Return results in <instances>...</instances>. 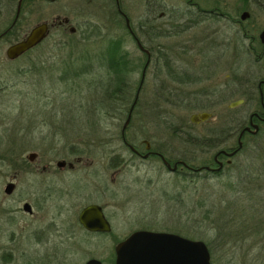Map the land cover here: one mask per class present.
<instances>
[{
    "label": "rangeland",
    "instance_id": "374dc122",
    "mask_svg": "<svg viewBox=\"0 0 264 264\" xmlns=\"http://www.w3.org/2000/svg\"><path fill=\"white\" fill-rule=\"evenodd\" d=\"M219 1L221 4L216 0H191L204 10L217 8L218 12L237 20L242 12L249 13L250 18L244 21V25L251 28L250 35L256 38L264 30V0ZM3 2L0 31L12 22L17 0ZM119 2L128 26L130 23L145 47H154L155 58H160L163 47H169L177 59L180 56L185 58L184 63L187 62L194 71L201 69L212 58L213 72L207 86L204 83L183 87L172 83L168 87L177 89L174 90L175 96H162L164 83L153 81L154 64L150 65L134 115L125 130L127 143L144 152L143 142L146 141L166 159L172 162L182 160L192 168L211 165L216 151L236 145V139L226 141L221 136L232 117L228 105L241 96L235 94L233 101L225 99L220 104L209 106L205 98L197 101V97L189 93L204 89L211 91L209 89L213 87L225 90L223 80L229 67L235 91L240 88L239 84H249L247 79L253 86L249 99L236 108L234 117L243 112L247 118L255 109L260 111L257 84L258 76H264V73L253 65L251 56L243 53L248 41L242 43L233 34L228 48L222 46L225 49L205 54L204 45L213 37H221L222 42L228 39L230 28L226 20L203 16L200 24H193L196 22V9L188 5L187 0ZM114 3V0H25L19 26L9 36L8 42L0 43V157H15L21 154L22 147H26L22 158L26 160L30 152H35L36 162L41 164L51 163L54 166L59 161L75 164L77 159H81L80 166L75 164L79 170L63 177L65 185L73 186L70 187L74 195L43 203L42 209V214L47 217L45 220L56 216L53 220H56L62 236L63 230L73 221L75 236L74 244L69 247L71 258L68 251L57 243L58 239L53 243L55 235L46 233L49 241L44 243L43 239L41 250L44 252L51 248V252L57 253V259L33 262L85 264L89 259H105L106 255L112 254L116 243L134 231L146 230L173 233L211 244L210 248L207 247L213 264H243V258H246L247 264H252V259L255 260L253 250L256 249L246 256L245 252L253 243L258 249L264 243L252 235L247 241L234 238L235 244L229 242L223 247L225 235L235 229H228L226 224V218L232 213L223 217L221 212L232 203L234 208L247 205L250 197L255 207L262 205L264 213V124L260 125L255 136L246 138L243 150L229 164L226 163L227 158H222L220 173H193L182 167L177 169L178 172H171L157 158L144 160L134 156L120 137L126 115L120 117L117 111L107 112L104 109L94 115L89 112L93 105L99 107L104 104L98 94L102 90L99 77L105 74L101 61L97 60L110 42L119 46V52L128 53L135 66L130 74L135 88L145 61L128 34L124 20L117 14ZM152 18L155 28L164 32L168 25L177 26L184 21L187 26L193 25L188 28L185 25L184 33L160 37L149 44L139 26L147 25V20ZM63 20H67L68 24L57 28V23ZM41 23L53 25L46 41L26 55L8 60L5 56L7 47ZM70 28L75 29L74 34L70 33ZM183 28L176 27L175 31ZM254 45L257 46V42ZM261 65H264L263 61ZM176 66L184 65L177 63ZM84 68L85 72L89 70L93 73L75 78V70L82 72L80 70ZM245 89L250 91L248 87ZM202 112L211 114V117L203 123L190 121L191 115ZM219 131L221 134H218ZM216 144L217 147L214 146ZM114 155L120 159V169L116 174L104 167ZM5 164L0 166V171ZM212 167L217 169V166ZM2 182L0 178V186ZM102 184L109 186V193L96 195L94 185L101 187ZM249 189L254 192L253 195H248ZM92 203L105 207L112 232L89 235L87 244L82 246L78 241L77 216L85 205ZM207 211L211 213L207 215ZM251 213L252 209L247 210V217ZM246 215L243 217L245 221H239L236 228L248 223ZM42 225L44 228V222ZM261 250V261L253 264H264V248ZM61 259L64 261L58 262Z\"/></svg>",
    "mask_w": 264,
    "mask_h": 264
},
{
    "label": "flooded vegetation",
    "instance_id": "af4514ba",
    "mask_svg": "<svg viewBox=\"0 0 264 264\" xmlns=\"http://www.w3.org/2000/svg\"><path fill=\"white\" fill-rule=\"evenodd\" d=\"M3 1L4 0H0V15L1 16L3 15V13L1 12V8L5 6V3ZM23 2L21 5V8L23 6ZM114 2H115L114 5H115V10L117 14L124 20V23H125V18L122 16V14L123 15L125 14L120 8L119 0H114ZM216 2L218 4H221L219 0H216ZM17 3H18V0H17ZM187 4L193 7L194 9H196V14H195L196 22L193 24H198L199 22H202L203 16H213V17H216V19L218 18L220 20H226L227 26L228 28H230V35L228 37L229 40L226 39V41L222 42V39L221 41L219 39L221 37H217V38L213 37L211 41H208L207 43H205L204 45L205 54L211 53L217 49L223 50L224 47L228 48V45H230L229 43L232 40L233 34H235V36L238 39H240L242 43L244 41H248V44L246 46L244 45L245 47H243L242 51L244 54L251 56L253 58V65L255 66L257 65L260 73H264V65L263 66L261 65V62L262 61L264 62V44L260 40V35L261 33L264 32V30H261L258 33L257 38L254 35H250V32L252 31L251 28L249 29L248 26L244 25V21H247L250 18L249 13L242 12L241 15L239 16V19L237 20V19L229 18L228 15L222 12H218L217 8L207 11V10L202 9L198 3H192L191 0H187ZM21 8H20V11L17 13V4H16V11H15V15H14L12 22L4 30L0 31V43L8 42L9 36L19 26ZM243 13L248 14V17L246 19L241 18ZM153 21H154L153 18L148 19L147 25L139 26V30H141V32L145 34L149 44L150 43L153 44L155 39L157 40L158 38H160V37H157L159 34H161V37H166L171 34H180L182 32L184 33V31L186 30L185 27L187 26L186 21H184L183 23H180L181 25L177 24V26L168 25L167 30H165L164 32V30H158L157 28H155ZM67 24H68V21L63 20L62 23L61 22L57 23V28H60V27L64 28L65 25ZM191 25H188L187 28L190 27ZM47 26H48L47 36L45 37V39H43V41H41V43H39L33 49L39 47L48 38L50 27H52L53 25L47 24ZM129 26L130 28L127 27V24L125 23V27H126L128 34L131 36V38L133 39V41L135 42L137 46L136 40L139 42L140 40L136 36L135 32L132 30L130 23H129ZM176 27H180V28L184 27V28L182 30L175 31ZM69 31L71 34L75 33V29L73 28H70ZM28 33L22 39H24L28 35ZM255 42H257V46L254 45ZM140 44L142 46V49L140 50L138 46L137 48L144 56L145 61L141 69V77L138 81V85L135 88L133 100L128 108L127 115L130 111V108L133 106L129 123L132 119V113L135 111V108L137 106L138 88L140 87V90H139V93H140L143 83L146 78L147 69L149 68L150 65L154 64V70L162 72L161 79L164 83V89H163L164 93L162 96H164V94H166V96H175L174 90H177V89L176 88L169 89L170 87L169 85L172 83L178 86L181 85L183 87H188V86H193V85L195 86V85L204 84V83L206 85L208 82L211 81L213 77V72L211 71L212 58H209L207 64H204V66H202L201 69L197 68L198 70L194 71L192 67L191 68L189 67L187 62L184 63L185 58H181L180 56L179 59H177V57L175 56L176 54L170 51L169 47H163V52L161 55L162 67L157 68L155 64H157V61L159 59H158V56L156 58L154 57V47L152 45L145 47L141 42ZM33 49L25 52L20 57L31 52ZM124 54L127 56V59L129 61L128 62L129 68L133 69V65L131 63L132 61L130 60L128 53L126 52ZM182 54L183 55L186 54L185 50L182 51ZM205 57H208V56H205ZM88 60H89V57H88ZM10 61H13V60H10ZM177 63L178 65L183 64L184 66H176ZM118 69L120 70V66ZM228 69H229V72L225 74V79L223 80L225 82L224 83L225 90L223 89L219 90L213 87L212 89H209V90L215 91L214 93L216 94H213V92L211 91H206L207 89L197 90L195 92L189 93V95H193L197 97V98L194 97L195 100L197 101L201 100V97L205 98L204 101H206L207 105L209 106L220 104L225 99L226 100L231 99V101H233L232 99H234L235 94H239L241 96L240 98H236L238 100L231 102L228 105V108L231 110L230 113H232L231 114L232 117L229 119L227 123L224 135L221 136L222 138L226 139V141L236 139V142H235L236 145L234 147L219 149L218 151H216L212 159L213 160L212 164L201 167V168L209 167L211 169L210 170L203 169L201 171H208L211 173H217L221 171V169L223 168L222 158H227L226 163L229 164L230 160L243 150L246 138H248L249 136H255L260 130V125L264 124V76H258V84H257V91L259 95L261 110L259 111L255 109L254 111L251 112V114L247 118L245 117V113L243 112H241L239 116L234 117V113L237 112L236 108H238L242 104H245V101L249 99V96L252 93L250 89L253 88V86L251 85L250 81L247 79V82L249 84H246V83H243V85L239 84L240 88L237 89L238 91L237 90L235 91L233 74H231L232 73L231 68L227 67V70ZM143 71H144V74H143ZM142 74H143V77H142ZM158 79L159 78L154 76L153 81L157 83ZM141 81H142V84L140 85ZM246 87H248L250 91L245 89ZM0 89L2 88L0 87ZM217 90L219 91L218 93L216 92ZM136 96H137V99H136ZM238 102L240 103L237 104L236 106L231 107L232 104L238 103ZM127 115H126V118H127ZM220 131L218 132V134L220 133ZM120 137H121V134H120ZM121 140H122V137H121ZM143 143L145 146L144 152L139 151L135 146L131 145L134 151H131V150L130 151L134 156L144 159V160L148 158H157L161 162H162L161 157H163L169 163L171 167H173V165L176 164L177 162L182 161V160H177V161L171 162L170 160L166 159L162 153H160L157 150L152 149V147L150 146L148 142L147 144L145 143V141ZM146 147H149V149L146 150ZM25 149L26 147H22L21 150L23 151L21 152V154L16 155L15 157H12V158L0 157V166L6 163L5 168L0 171V178L3 180L2 185L0 186V264H41L36 261L33 262V260H44L45 259V260L51 261L53 259H57V255H55L57 253L51 252L50 251L52 250L51 248L45 249L44 252L41 250L43 239L45 241L44 243L48 242L49 240L46 239V236H48V234L50 233H53L55 235V242L53 243H56V239H58L57 243L60 244L61 247H64V250L68 251L70 258H71L69 247H72V245L74 244V236H75L74 229H73V226H74L73 221H71L69 227L67 226V228L63 230L64 236H62L61 230L59 229L56 220L55 221L53 220V217L56 218V216H52L51 219L45 220L47 217H45L42 214V209H43V203L52 201L54 199L61 200L64 196L67 197V196L74 195V190L70 187L72 185L68 183L65 185L63 177L65 175H68V173L70 172L72 173L75 170H79L77 169L75 164H78L80 166L81 159L80 158L77 159V162L75 164H72V163L66 164L63 161H59V162H63V165L61 166L58 165V162H56L54 166L51 163L41 164L39 162H36L37 154L35 152H30L28 156L26 157V160L23 159L22 153L26 152ZM221 151H225L227 154L232 153L234 151H237V152L233 156L229 157L228 155L219 154V152ZM145 155L147 156L144 157ZM110 161L111 162L108 163L107 166L104 165V167L114 170L113 173L116 174V172H118V170L120 169L119 167H117L120 163L119 156L114 155ZM220 164H221L220 169L218 171H213L215 170V168L212 166L214 165V166H217L216 168H218ZM89 165H91V163ZM179 167L185 168L182 165L178 164L177 168L173 172H178L177 169ZM185 169L195 173L196 171H194V169H199V168L190 167V168H185ZM43 177L45 178L43 179ZM47 177H49V179H46ZM108 187L109 186H107V184L105 185L102 184L101 187L94 185L93 192L96 193V195L104 196L106 195V193H109ZM115 192L117 193V190L114 191L113 196L116 195ZM91 205H96L101 208L103 216L105 217L106 221L109 223L108 232H92V231L85 229L79 223V216L82 210ZM60 211L62 212V210ZM43 222L45 224L44 228L42 225ZM77 226H78V231L80 232V234L77 233L78 241H81L82 246L87 244L86 238L89 235H105V234H110L112 232L111 224L105 214V207L100 206L95 203L87 204L80 210L77 216ZM46 233L48 234L45 235ZM122 241H119L118 243H116L112 254L106 255L107 261H105L106 258L100 259L98 261L101 264H115V260H116L115 247ZM62 257L63 256L61 255V258ZM63 261L64 260L62 259L58 260V262H61V263ZM88 261H86V263Z\"/></svg>",
    "mask_w": 264,
    "mask_h": 264
},
{
    "label": "water",
    "instance_id": "95a60500",
    "mask_svg": "<svg viewBox=\"0 0 264 264\" xmlns=\"http://www.w3.org/2000/svg\"><path fill=\"white\" fill-rule=\"evenodd\" d=\"M24 0H18L17 3V13L20 11L22 2ZM118 4V3H117ZM125 23L128 26V20L125 15ZM248 17L247 13H243L242 19ZM48 34V26L46 23H41L33 27L28 35L16 42L11 44L5 52L6 58L9 60H14L23 55L25 52L36 47ZM260 40L264 44V32L260 35ZM137 46L141 50L142 46L139 41H137ZM147 53V52H146ZM146 67V66H145ZM144 67V68H145ZM144 74V71H143ZM142 74V77H143ZM143 81V80H142ZM142 81L140 85L142 84ZM140 87L138 88L139 93ZM137 93V96H138ZM136 96V99H137ZM135 99V101H136ZM238 103L232 104L231 107L236 106ZM133 106L127 115V118L121 128V137L123 144L131 151H134L133 147L128 144L125 140V130L129 124L131 118V111ZM211 117V114L207 112H202L198 114H193L190 117V121L194 124L207 121ZM147 144V142L145 141ZM149 147H146L148 150ZM237 151L227 154L225 151L219 152V154L233 156ZM145 155L144 157H146ZM162 163L165 168L173 172L177 165L180 164L185 168H190L186 163L180 161L171 167L169 163L163 158ZM58 165H63V162H58ZM220 166L213 170L218 171ZM203 169L210 170L209 167L194 169L198 172ZM79 223L87 230L92 232H108L109 223L106 221L101 208L96 205H91L82 210L79 216ZM116 260L115 264H212L210 252L207 245L200 240H191L173 233L166 232H153L140 230L135 231L129 235L125 240L120 242L115 247ZM86 264H101L98 260L91 259Z\"/></svg>",
    "mask_w": 264,
    "mask_h": 264
},
{
    "label": "trees",
    "instance_id": "16d2710c",
    "mask_svg": "<svg viewBox=\"0 0 264 264\" xmlns=\"http://www.w3.org/2000/svg\"><path fill=\"white\" fill-rule=\"evenodd\" d=\"M157 37H161V34H159ZM158 59L159 60L157 61V64H155V66L157 68H161L162 67L161 56ZM97 61H101V64H102L101 66L103 67L104 74H105L104 77L103 76L99 77V79L102 80L101 81L102 90L98 94V96H100L99 98L101 99V103H104V104L100 105L99 107H97L96 105H93L92 108L90 107V110H89L90 114L94 115L96 111L104 109L107 112L117 111L120 117L127 115L128 108L133 100L134 93H135V87H134L135 83H133V81L130 79L131 77L130 74H132L133 70H135V66L133 65V69L129 68L128 66L129 61L127 59V56L123 54L122 52H119V46L113 42H110L109 45H107L105 53H103L102 56L99 57ZM119 66H120V70L118 69ZM75 71H76L74 73L75 78L79 76H85V75L88 76L93 73V72L92 73L89 72V70L85 72V68L80 70L82 72L84 71L83 74L82 72H78V70H75ZM161 76H162L161 71H155V77L159 78L158 79L159 83L163 82L161 79ZM133 115H134V112L132 113V117ZM214 146L217 147L218 144ZM117 167H120V163ZM218 173H220V171ZM253 194L254 192L249 189L248 195H253ZM250 199L251 198L249 197V199L247 200L248 204L245 206L240 205V206H236L237 208H234L235 207L233 206L234 203H232L230 204V206L227 205V207H225L222 210L221 216L223 217H226L232 213L230 217L226 218L227 219L226 224L227 226H229L228 229H232V228L235 229L234 232L231 231L230 234L225 235V243L222 244L223 247L228 245L229 242L235 244L234 238H238L242 241H247L248 239L253 237L252 235H255L254 237H257L260 243L261 242L264 243V213L261 209L262 205L261 207L257 208L253 204L254 202H252ZM230 208H232L231 211H230ZM250 209L253 210V213H251L247 217L246 212L247 210H250ZM241 212L242 214L240 215L239 213ZM206 213L207 215H209L211 212L207 211ZM245 215L247 218L246 220H248V223L242 227L240 226L236 228L239 221L241 222L245 221V219H243ZM236 231L238 232V234H236ZM210 245L211 244L207 243L208 247ZM262 247L264 248V246ZM262 247L261 245H259V249H258L255 243H253L251 246L248 247L244 256H246L249 251L256 249V250H253L255 252V260L252 259L251 263L252 264L255 262L259 263V261H261L260 256H262V255L259 256V254H262L263 252L261 250ZM228 250H230V248H228ZM243 264H247L246 258H243Z\"/></svg>",
    "mask_w": 264,
    "mask_h": 264
}]
</instances>
